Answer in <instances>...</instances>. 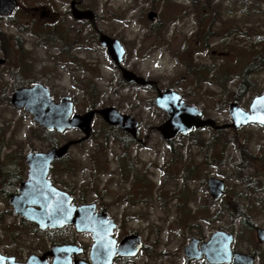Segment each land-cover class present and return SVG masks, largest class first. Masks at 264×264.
I'll return each instance as SVG.
<instances>
[{
  "label": "rangeland",
  "instance_id": "374dc122",
  "mask_svg": "<svg viewBox=\"0 0 264 264\" xmlns=\"http://www.w3.org/2000/svg\"><path fill=\"white\" fill-rule=\"evenodd\" d=\"M70 2L19 0L11 17L0 18V57L6 60L0 65V252L24 261L62 234L13 215L8 199L27 177L29 151L83 136L71 129L40 137L33 116L11 104L14 89L42 82L56 101L71 95L74 112L114 106L139 122L137 138L126 143L127 132L96 114L90 137L71 147L68 169L57 161V174L50 172L74 203L105 209L117 223L118 240L140 234L138 254L114 264H212L188 259L184 246L218 229L234 232L233 249L254 253V264H264V241L256 235L264 228V189L251 194L245 185L257 177L264 186V125L207 126L169 141L157 128L167 115L153 103L158 89L172 88L220 124L232 122L230 102L249 109L264 92V65L253 67L243 92L239 86L246 67L264 57V0H82L95 12L92 22L74 19ZM152 10L154 24L147 17ZM98 31L119 38L126 48L123 65L156 84L123 80ZM239 169L246 178L238 177ZM213 176L226 184L219 201L208 190ZM240 193L251 225L226 210ZM67 231L86 245L89 259L92 236Z\"/></svg>",
  "mask_w": 264,
  "mask_h": 264
},
{
  "label": "water",
  "instance_id": "95a60500",
  "mask_svg": "<svg viewBox=\"0 0 264 264\" xmlns=\"http://www.w3.org/2000/svg\"><path fill=\"white\" fill-rule=\"evenodd\" d=\"M17 6L18 0H0V16L11 15ZM71 10L76 19L93 21L95 18L93 10H80L76 7L75 0L71 3ZM147 17L153 24L158 21L156 11H149ZM99 43L106 47L125 81L139 85L156 84L155 80H148L123 65L126 48L119 38L99 31ZM3 63L5 59L0 57V64ZM10 101L15 107L29 112L35 122L47 131L79 129L83 133L81 138L53 145L45 151H29L26 154L27 177L19 182L16 192L11 193L8 198L13 207V215L37 224L41 230L73 224L78 231L91 232L94 241L89 252V261L73 258V255L83 252V247L78 244H65L52 245L42 254L33 253L24 261L0 252V264H113L116 257L136 256L143 247L139 233L130 232L118 240L114 236L117 224L114 218L109 217L107 211H96V203H73V196L55 185L49 174L54 161L67 156L72 145L90 137L96 114L101 115L110 126L119 127L134 138L139 131L138 120L114 106L96 107L83 113L74 112V100L71 95H63L56 101L50 89L42 82L14 89ZM153 103L167 114V118L157 128L169 141L179 134L187 135L194 129L207 126L215 129H236L249 123L264 125L260 122V117L264 116V92L254 97L249 109H244L238 101L230 102L228 111L232 122L224 124L217 123L214 118L204 117L201 109L188 104L182 94L172 88L158 89ZM208 190L213 199L219 201L226 192L225 181L210 177ZM256 235L260 241H264V228L257 227ZM234 239V232L218 229L206 240L192 237L184 246V253L188 259L204 258L212 264H254L256 254L235 251ZM49 256L52 257L51 262L48 260Z\"/></svg>",
  "mask_w": 264,
  "mask_h": 264
},
{
  "label": "trees",
  "instance_id": "16d2710c",
  "mask_svg": "<svg viewBox=\"0 0 264 264\" xmlns=\"http://www.w3.org/2000/svg\"><path fill=\"white\" fill-rule=\"evenodd\" d=\"M257 59H258V62L256 63V60L254 62H252L251 64H249L246 69L244 70L243 72V82L241 83V85L239 86V90L241 92H243L246 88V78H247V75L250 74L251 72H253V67L254 68H257V67H260V66H263L264 65V57L261 56V55H257ZM261 61V62H260ZM204 69H207L208 72H211V68L210 67H207V66H203ZM207 73V72H206ZM39 134H40V137H46V138H50V135L51 133L53 132H49L47 131L45 128L41 127L39 130ZM124 140V139H123ZM128 141H134V138L131 137L129 134L126 135V140L125 142L127 143ZM57 143L54 142V145H56ZM69 155L57 160L58 162H62V163H65L64 167L63 168H66L68 169V164L65 162L68 160V157ZM56 161V162H57ZM244 161L245 159H241L239 161V164H244ZM238 166V165H237ZM130 167L128 164H126L125 166V170L123 171V174L124 173H128L129 170H127V168ZM51 171L54 172V174H57V171L56 169H54V164L52 165V168H51ZM238 177L241 178V179H244L246 178L247 176L246 175H242L240 169H239V173H238ZM251 180V179H249ZM249 180H246L245 181V185H246V188L248 189L249 192H251V194H257L259 193L262 189H264V186H259V180L258 178L256 177L254 180H252V182L254 183V185L252 186L251 183L249 182ZM241 194V195H240ZM237 195V197H234L233 198V209H229V208H226L227 212L234 217H242V223L245 224V225H251L252 222H251V219H249V214H247L248 212L246 207L243 205V204H240L239 202V199L241 198V196L245 195L244 193H240ZM126 259L128 258H125V257H118L116 258L115 262L116 261H125Z\"/></svg>",
  "mask_w": 264,
  "mask_h": 264
},
{
  "label": "flooded vegetation",
  "instance_id": "af4514ba",
  "mask_svg": "<svg viewBox=\"0 0 264 264\" xmlns=\"http://www.w3.org/2000/svg\"><path fill=\"white\" fill-rule=\"evenodd\" d=\"M72 1L73 0H71V2H70V13L72 14V10H71V3H72ZM75 5H76V7L77 8H79L80 10H86V9H89V8H86V7H83L82 6V0H75ZM19 7V0H18V6L15 8V10L17 9ZM15 10H14V12H15ZM92 10V9H91ZM13 12V13H14ZM67 12H68V9H67ZM12 13V14H13ZM12 14L11 15H9V16H0V18H9V17H11L12 16ZM73 16V15H72ZM74 18V17H73ZM75 19V18H74ZM76 20H78V21H86L87 19H76ZM6 61V60H5ZM4 64V63H3ZM1 65V64H0ZM148 80H151V79H148ZM148 85H155V84H146V85H143V86H148ZM17 188V187H16ZM14 192H16V189H15V191ZM13 193V192H12ZM73 203H74V201H73ZM77 204V203H76ZM81 204H83V203H81ZM78 205H80V204H78ZM100 210H105V209H103V208H100V207H96V211H100ZM106 211V210H105ZM109 217L110 218H113L110 214H109ZM68 227H72V228H74L77 232H87V231H78L76 228H75V226L73 225V224H68V225H64V226H62V227H58V228H47L46 230H52V231H54V232H58V233H62L60 236H59V239L54 243V244H52V245H65V244H78V245H80L81 247H83V252L81 253V254H78V255H73V258H82V259H84V260H88L89 261V259L88 258H86L85 257V254H86V249H87V247H86V245L83 243L82 245L79 243V242H77V241H75L74 240V238H72L70 235H68V231H67V229H68ZM65 233V234H64ZM87 233H89L91 236H92V233L91 232H87ZM92 238H93V236H92ZM93 241H94V239H93ZM92 244H93V242H92ZM92 244H91V246H92ZM51 245V246H52ZM91 246H90V248H91ZM89 251H90V249H89ZM42 254V253H41ZM126 258V257H125ZM18 260V259H17ZM48 260H49V262H51V260H52V257L51 256H49L48 257Z\"/></svg>",
  "mask_w": 264,
  "mask_h": 264
},
{
  "label": "snow or ice",
  "instance_id": "6c2138e0",
  "mask_svg": "<svg viewBox=\"0 0 264 264\" xmlns=\"http://www.w3.org/2000/svg\"><path fill=\"white\" fill-rule=\"evenodd\" d=\"M260 122H261V123H264V116H261V117H260Z\"/></svg>",
  "mask_w": 264,
  "mask_h": 264
}]
</instances>
